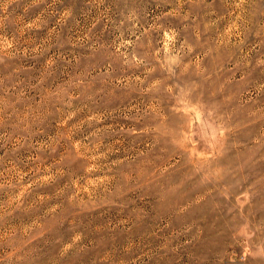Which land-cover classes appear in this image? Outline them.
Masks as SVG:
<instances>
[{
  "label": "rangeland",
  "instance_id": "1",
  "mask_svg": "<svg viewBox=\"0 0 264 264\" xmlns=\"http://www.w3.org/2000/svg\"><path fill=\"white\" fill-rule=\"evenodd\" d=\"M0 264H264V0H0Z\"/></svg>",
  "mask_w": 264,
  "mask_h": 264
}]
</instances>
